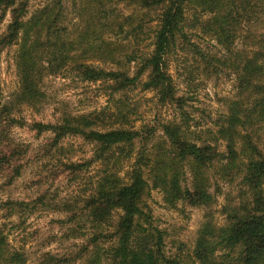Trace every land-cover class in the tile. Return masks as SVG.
I'll return each instance as SVG.
<instances>
[{"label": "trees", "instance_id": "16d2710c", "mask_svg": "<svg viewBox=\"0 0 264 264\" xmlns=\"http://www.w3.org/2000/svg\"><path fill=\"white\" fill-rule=\"evenodd\" d=\"M31 1L0 0V25L11 17L0 58L17 46L20 77L12 101L4 102L0 87L3 189L30 165L51 161L30 182L41 190L35 199L0 204V264L29 263L26 243L13 245L8 227L39 211L62 213L61 228L75 240L60 254L45 252L40 264H264V0H74L73 12L68 0H47L30 13ZM180 51L209 79L233 77L235 96L215 127L199 129L179 94L170 63ZM49 77L97 85L107 107L28 121L18 111L45 100ZM135 90L177 115L137 127L139 111L122 104ZM16 127L48 136L35 152L13 138ZM69 138L89 144L91 155L60 159ZM60 178L78 186L77 195H52ZM221 184L234 191L223 209L226 224L209 213L194 247L173 252L148 206L153 191L171 209H209Z\"/></svg>", "mask_w": 264, "mask_h": 264}, {"label": "rangeland", "instance_id": "374dc122", "mask_svg": "<svg viewBox=\"0 0 264 264\" xmlns=\"http://www.w3.org/2000/svg\"><path fill=\"white\" fill-rule=\"evenodd\" d=\"M46 1L32 0L30 13H34ZM67 4L68 11L73 12L74 0H68ZM71 16H74V13ZM10 20L11 17L8 15L0 25V34L6 30ZM192 39L196 40V38ZM114 41L117 40L114 39ZM202 45L217 51V49L215 50V42L210 43L204 40ZM17 52L18 47L15 46L6 50L0 58V87L5 103L12 101L20 89V77L16 65ZM187 54L180 51L171 58L170 70L179 94L187 99L188 112L193 117V123L200 126L199 129L215 127L216 121L226 113L227 100L235 96L233 77L223 74L220 77L209 79L205 77L203 72L197 70V65L194 66L193 64L194 67L191 69V55L187 57ZM106 67L113 68L115 66L108 64ZM191 70L195 74V80L192 82ZM44 90L46 93L45 100L33 108L23 106L18 111L20 116L25 117L30 122H55L64 114L81 115L99 112L107 107L105 92L102 89L99 90L98 86L94 84L89 85L61 77H49L45 81ZM122 101L124 106L133 107L139 111L137 127L143 123L159 125L161 122L173 120L177 115L171 108L158 109L152 93H142L135 90L123 95ZM12 135L18 143L32 145L35 152L38 151L48 136H38L28 128L19 127L13 130ZM62 146L63 151L59 154L60 159H80L89 157L92 153V147L80 138H69L65 140ZM50 161V159H46L30 165L24 171L23 176L6 189H3L4 179L0 177V204L8 198L28 201L35 199L41 190L31 186L30 182L35 180L39 173H44L47 170L46 165ZM78 188V186L60 178L52 185L51 193L59 201H62L77 195L79 191L76 189ZM221 188L222 191L217 195V202L209 209L184 206L171 209L164 203L163 194L153 191L152 198L147 201L148 206L154 215L156 224L167 230V243L173 252L182 244L186 245L188 249L194 247L198 232L209 213L219 225L226 224L223 209L229 203V194L234 191L225 184H221ZM2 216L0 208V225L5 223ZM61 219H63V214L57 211H39L20 227L11 228L9 224L10 240L13 245L19 246L22 242L26 243L28 257H30L28 264H40L41 255L45 252L60 254L74 245L75 240L69 237L67 229L61 228L59 223ZM15 220L16 218L14 223H16ZM35 232H37L38 238L34 237L35 234L33 233Z\"/></svg>", "mask_w": 264, "mask_h": 264}]
</instances>
